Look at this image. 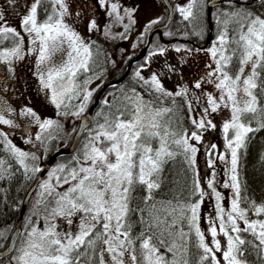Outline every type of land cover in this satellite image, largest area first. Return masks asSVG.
<instances>
[{
    "label": "snow or ice",
    "instance_id": "1",
    "mask_svg": "<svg viewBox=\"0 0 264 264\" xmlns=\"http://www.w3.org/2000/svg\"><path fill=\"white\" fill-rule=\"evenodd\" d=\"M16 2L0 0V5H16ZM49 2L52 12L47 13L45 9L47 17L40 21L39 11L44 0H30V6L20 18L18 27L12 26L5 11L0 9V44L12 41L14 45L0 49V62L7 64L8 71L13 72L12 61L24 58L22 53L27 38H32L33 45L39 41L38 47L31 51L38 52L39 67L36 75L42 88L50 90L51 103L57 109L62 106L65 97L71 98L72 94L79 96L78 111L73 115L80 116L96 90L83 89L75 82L81 71H89V61L93 55L91 46L66 21V17L72 15L66 0ZM96 3L105 10L108 17L113 18L114 23H123L125 17L131 24L136 23L133 18L135 8L121 9L119 3L113 0H96ZM218 3L221 6H216V12L212 14L216 19L218 33L211 47L204 50L210 54L213 63L207 65L205 76L192 85L194 89L201 90L200 96L205 99L207 106L203 109L202 118L192 119L191 123L198 130L215 128L216 125L207 117L222 107L230 108L231 116L223 124V131L225 134L230 129L233 131L226 144L231 154V176L230 182L225 183L224 187L234 189V196L226 212L220 203L221 193L214 187L213 179L208 180L207 187L217 201L219 223L213 221L206 231H202L199 226V209L208 193L201 187L200 181L196 180L192 194L198 199L180 206V219L187 220L190 231L195 232L196 247L200 251L198 264H222V261L223 264H247L244 256L249 248L245 245L250 246L264 260V218L249 219L248 215L252 212L257 217H264V202L258 204L250 201L247 207L240 206L241 184L238 173L239 150L246 147L249 134L264 129V0H218ZM209 6L208 0H188L185 6L177 5L176 10L184 21L192 22L199 21L204 9ZM194 9L197 10L195 13ZM75 15L79 17L80 13ZM158 23V19L150 21L146 31ZM123 26L125 30L129 28V24ZM85 28L89 32L96 30L98 21L88 18ZM163 35L171 36L173 33L165 32ZM120 36L127 39L124 33H120ZM183 50L193 51L187 48ZM167 51L166 47L153 46L144 58V63L139 64L134 72L136 84L145 86L142 91L138 92L136 87H132L130 94L124 95V107H117L114 111L106 97L102 104L110 111L105 113L101 110L96 114L102 117L103 123L97 121L95 127L85 129L88 137L82 149L68 164H58L48 171L46 179L37 181L40 190L35 202L37 211L27 218L24 233L21 234V246L13 249L16 254L8 258V264H93L94 260L97 264H181L176 259V250L181 248L182 254L188 253L189 233H185L182 228L179 230L182 245H177L175 241L166 244L164 239L154 243L156 236L153 229L165 224L167 218L160 220L156 217L153 220L149 214V219L145 220L146 210L132 206L137 188L143 189L145 204L154 199V190L161 187L164 165L177 155L170 150V145L179 147L190 164L196 163L198 149L190 141H200L201 135L198 131L190 134L185 131L177 138L178 134L171 130V120L164 119L173 109L162 106L166 99H171L175 104V98L191 95L189 87L179 85L178 90L169 91L160 73L153 72L148 78L142 74L153 57L162 56ZM175 51L181 52L182 46L176 47ZM58 53L66 54L67 59L61 57L57 65L55 58ZM234 62L235 71L232 70ZM166 68L172 74L177 71L172 64H166ZM206 84L213 85L218 94L204 91ZM100 86L98 84L96 88ZM145 92L149 99H145ZM112 95L109 93V96ZM199 99L197 97V101ZM186 103L190 111L195 110L191 101ZM13 111L6 101L0 104V125L19 127L12 119L6 118L5 114ZM19 114L32 117L41 131L60 126L53 119L42 120L30 107H25ZM249 115L256 120L257 127L251 126L252 120L247 119ZM0 137L20 166L16 171L22 170L26 179H34L36 173L44 171L37 163L31 166L27 163L29 160L35 162L41 159L35 152L30 153L17 147L4 131H0ZM35 140L43 143L39 133ZM25 143H32V140L28 139ZM210 147L215 149L216 146ZM217 158L221 161L226 159L224 155ZM69 164L74 166L70 167ZM5 165L6 161L0 159V181L15 177V172L10 171L11 165ZM213 165L214 161L209 160V167ZM6 192V189H0V193ZM4 199L6 201V195ZM50 203L54 206L49 209ZM41 205L43 208L38 207ZM152 207L155 208V205ZM172 212H176V209L173 208ZM137 213L140 215L138 223L145 227L134 236L131 217ZM33 216L43 219V228L38 226L39 219L33 222ZM58 218H62L69 226L73 225L74 219L78 220L76 230H58ZM240 222H243V227ZM176 223L173 219L167 228L176 227ZM219 234L226 237L225 243L217 238ZM245 234H250L253 239H246ZM0 237L6 239L3 232H0ZM162 247L164 252L161 251ZM166 253H172L173 259H167ZM182 264L189 262L183 259Z\"/></svg>",
    "mask_w": 264,
    "mask_h": 264
},
{
    "label": "trees",
    "instance_id": "2",
    "mask_svg": "<svg viewBox=\"0 0 264 264\" xmlns=\"http://www.w3.org/2000/svg\"><path fill=\"white\" fill-rule=\"evenodd\" d=\"M221 6V5H218ZM16 5H11L4 3L0 5V9L5 11V15L10 14L11 11L16 10ZM45 9L47 10V13L52 12V5L50 4L49 0H44V3L39 11V19L40 21H43L47 17V13L45 12ZM212 14L216 12V6L212 8ZM211 14V37L217 35V25L214 20V15ZM166 17V9H164L163 16L159 23L157 25L163 24ZM178 13L176 9H173V14L170 23L166 28L162 30V38L165 40L169 39H175L173 44H180L184 45L187 49H192V52L197 53L195 51L198 49V47H190L186 40H194L197 45H202L205 41L207 32H209L208 26H207V20H206V8L204 9V13L201 16V19L199 21H184L182 24H180L178 20ZM165 32H171L173 35L171 36H165L163 33ZM195 33H200V35H196ZM229 35L231 36V31L229 32ZM137 49L133 54L128 56L126 60L122 63L120 69L113 72L112 74H105L106 70V56L103 49H97L96 51L92 50V59L89 61V71L83 72L81 71L77 77H76V84H78L81 88L86 89L90 83L85 84L84 82L87 81H94L96 79H101L99 85H102L103 83L110 82L116 78H118L124 71L127 61L139 50L141 47H143L146 44L147 41V33L141 37ZM212 38V39H213ZM182 40V41H181ZM212 40L210 43L203 49H208L211 45ZM160 45L165 47L166 45L163 44L158 35L154 34L152 36V39L147 47V51L145 56L137 61L134 62L131 66L130 72L128 76L120 83L118 84H109L106 90L101 95L99 102L97 106L94 108L92 117H91V123L88 128L95 127V124L97 121L100 123H103L102 117H97L96 114L103 110V112L108 113L110 109L102 104L104 101V97L109 99L110 103L113 105L112 111L115 110V108H123L124 107V95L125 93H129V90L132 87H136L138 92L142 91V88L145 87L143 85H137L132 78L134 77V72L139 64L144 63V58L147 56L148 52L152 50L153 46ZM12 41H4L2 44H0V49L4 48H11L13 47ZM93 48V47H92ZM25 60V59H24ZM25 72L23 75L25 77H30L29 75V69L30 65L29 62L27 64L25 60ZM236 64L235 62L232 65V70L235 71ZM1 71V70H0ZM3 72V69L2 71ZM20 75V74H19ZM22 77V78H21ZM20 79H23V76H19ZM27 78V79H28ZM18 80V77H17ZM115 86V88L113 87ZM12 89L10 90V93L13 95V93L16 94V97L14 100L16 103H18L19 106L22 104H30L28 101H31V98L28 96L29 92L24 87L19 86V89L14 91ZM123 89V91H120V89ZM96 90L98 88H95ZM95 91L93 92L94 95ZM109 93H113L112 96H109ZM130 94V93H129ZM145 96V99H149L150 97L147 95V93H143ZM93 95L88 102V106L92 103ZM34 99H37L39 105H42V108L46 109V103L44 104V101L39 97H34ZM176 103L173 104L171 99H166L162 106L170 107L173 109V111L168 114L164 119L165 120H171V130L176 132L177 138H179V134L185 133L187 131L188 134H190L192 131H198L194 125L191 123V117L190 112L186 107V102L184 101V98H175ZM264 103V101H262ZM80 104V97L72 94L71 98H65L64 103L62 106L57 109L55 114L53 115V118L55 121L58 122L60 125L59 127L53 126V128L47 130V131H41L39 129L37 133H39L42 136L43 143L39 141V146H42V150L44 152V160L52 155L56 150L66 147L72 137V134L74 133L77 121H75V124L72 126L73 128L68 131L66 135H64V132H66L67 128V118L70 116H73V113L78 111V106ZM33 105V104H30ZM40 105V106H41ZM35 106V105H34ZM86 108V110H87ZM42 109V110H43ZM85 110V111H86ZM38 113V112H37ZM66 113V115H65ZM39 114V113H38ZM46 116V115H45ZM75 116V115H74ZM45 119V117H43ZM248 120H252V127H257L256 120H253L252 117L249 115L247 117ZM0 131H4L7 136L9 135L6 130H3L0 128ZM200 133V131H198ZM88 132L85 130L78 142L77 147L67 155H58L54 161V163L49 167L50 169L55 167V165L60 163L68 164L74 155H76L81 148L82 143L85 138L87 137ZM52 137V138H50ZM250 139L247 141L246 147L239 150V164H238V173L240 178V184H241V192H240V200H241V207H247L250 201H255L256 203H262L264 202V129L260 130L259 132H256L254 134H249ZM9 139V136H8ZM36 141H32V143H29L28 148L26 151L28 152H35L36 153ZM35 144V145H34ZM155 146V145H154ZM170 150L177 153V155L168 160L167 163L164 165V170L162 173V183L161 187L159 189L154 190L153 196L154 199L150 201L148 204L144 203V191L141 188H137V190L134 193V200H133V207L143 208L145 209L144 213V219H149V214H151V217L153 220H155L156 217H159L160 220H165L166 223L161 225L159 228H154L153 232L155 233L156 239H154V243H158L159 239H164L166 244H171L173 241L177 245H182L183 241L179 238V230L182 228L185 233H189V251L186 255L182 254V249L178 248L176 250V259L181 261L183 259H187L189 264H198L200 251L197 249V238L195 236L194 230L190 231L189 224L187 220H181L180 219V206L181 205H187L190 204L198 199L197 196H194L192 194L193 191V183L197 180V172H196V166L195 164L192 165L189 163V161L186 159L185 155L183 154L182 150L177 147L176 145H170ZM37 154V153H36ZM0 159L6 161V165H11L10 171L15 172V177L11 180H3L0 181V189H6L7 192L0 193V232L4 233V237H0V249L5 247L10 233L12 232L13 228L16 224V219L18 217V213L20 210V206L22 204V200L30 188L32 182L38 175V173L35 174L34 179H26L23 171H16L18 167V162L15 160V158L11 155L9 150L5 147L4 140L2 137H0ZM29 166H31L33 163H37L36 161L33 162L31 160L27 161ZM56 165V166H57ZM70 167L74 166L72 164H69ZM49 170V169H48ZM46 174L42 178L45 179ZM38 186L31 195L28 204L25 208L23 217H22V224H21V234L24 233L25 224L27 222V218L32 215V211H30V206L32 204L33 197L35 196L36 192L38 191ZM6 195V201L4 199ZM155 205V208L152 207V205ZM175 208L176 212H172V209ZM31 212V213H30ZM171 213V215H169ZM249 219H261L264 217H257L254 213L249 212ZM35 217L33 216V222L35 223ZM140 219L139 213L134 214L131 217V223L133 224V235H138L144 225L138 223ZM176 220V227L168 229L167 224H170L172 220ZM163 232V235L161 233ZM171 233V234H169ZM21 234L17 240L15 248H19L21 245ZM245 238L248 240H252L253 237L250 234H245ZM159 246V245H158ZM139 245L137 244V248ZM245 247L249 248V251L245 253L244 259H246L247 264H264V260H262L257 253L250 248V246L245 245ZM14 248V249H15ZM161 251L164 252L165 249L162 247ZM15 251H13L9 256L6 258L0 260V264H7L8 258L11 255H15ZM167 259L171 260L173 259L172 253H166ZM93 264H97V262L94 260Z\"/></svg>",
    "mask_w": 264,
    "mask_h": 264
},
{
    "label": "rangeland",
    "instance_id": "3",
    "mask_svg": "<svg viewBox=\"0 0 264 264\" xmlns=\"http://www.w3.org/2000/svg\"><path fill=\"white\" fill-rule=\"evenodd\" d=\"M169 1L171 2L173 9H176L177 5L185 6L188 3V0ZM66 2L68 3L69 10L72 13L71 16L66 17V21L70 25H72L75 30L85 39V42L90 44L91 50L96 51L98 48L104 50L106 56V70L104 75H110L120 69L122 63L126 60V58L133 54V52H135V50L137 49V45L140 39H142L141 37L149 31H146V28L149 25L150 21L154 19H158L160 21L165 9L161 0H113V2L119 3L121 9H136L133 15V18L136 21L135 24H131L127 17H125L123 23H114L113 18H110L106 15L105 10L97 5L96 0H66ZM16 6V10H13L10 12V14L6 15L9 23L14 27L19 26V20L24 14H26V9L30 6V0H17ZM196 11L197 10L194 9V13ZM75 13H80L79 17H77ZM177 13L179 18L178 20L180 24H182L184 20L178 11ZM120 14L123 15V11H121ZM90 17L98 21V28L91 32L86 31L85 28L86 20ZM214 20L216 23L215 16ZM123 24H129V28L125 30ZM154 26L157 25H153L152 27ZM216 31L218 33V26ZM120 33H124L127 36V39L121 38ZM208 33L209 32H207V34ZM216 36H214V38L213 36L211 37L212 42L216 39ZM38 45L39 41H37L36 45H33L32 38H27L26 46L24 52L22 53L24 58L21 60L13 59L12 61V67L14 69L13 72L8 71L7 64L0 62V70L2 71L3 69V72L0 71V89H6V91H0V104L6 101L7 105H10L14 109L13 112L6 113L5 115L6 118L12 119L15 124L19 125V127L0 125V128L6 130L12 143L24 151H26L29 145V143H25V141L28 139L36 141L35 136L40 128L35 124L32 117L22 116L19 113L25 107H30L33 109V111L39 113H37V115H39L42 120L43 117H45V119L54 120L53 115L57 111L55 105L51 103L50 90H45L42 88L38 76L36 75L39 67L38 52L31 51V49H33L34 47H38ZM133 45H136V47L133 48ZM180 46H182V51L176 52L175 48ZM65 47H67V44H65ZM165 47L168 49V51L162 56L157 55L153 57L149 67L146 68L142 72V74L145 76V78H148L153 72L160 73L162 82L164 83L165 88L169 91L174 92L178 90L179 85L188 86L191 95L184 98V101H191V106L193 109H195L194 111H190L186 103V107L190 112L191 120L202 118L203 109L207 106L206 101L203 97L200 96L201 90L194 89L192 85L197 79L205 76L208 70L207 65L213 63L210 54H208L204 50L198 51L197 53L192 51H184L183 48L186 47L180 44H171L166 45ZM61 57H63V59L65 60L67 59L66 54L58 53L55 58V63L57 65L60 63ZM24 59L26 60L27 64L29 62L30 65L29 78L23 75V73L25 72ZM166 64L174 65L177 69L176 73H169L167 71ZM19 74L23 76V79L19 78ZM100 80L101 79L99 78L90 82L86 89H95L96 86L100 83ZM132 80L135 82V77H133ZM19 86L24 87L28 90V96L31 98V101L29 100L28 103L33 105L22 104L21 106H19L18 103H16V101L14 100L16 94L13 93L12 95L10 93V90L15 87V91L19 89ZM204 91L218 94L217 90L214 89V86L210 84H206L204 86ZM34 97H39L44 101V104L46 103L47 107L45 110L42 108L41 104V106L39 105L40 102H38L37 99H34ZM197 97H200L199 101H197ZM230 116V108L222 107L221 110H218L215 113H211V115H209L207 119L212 120V123L216 125V127H209L206 131L197 129L198 131H200V133H198L201 135V140L190 141V143H194L198 149L196 153L195 163L197 180L200 181L201 187L205 190V192L208 193V195L203 198L199 209V215L201 217V219L199 220V226L201 227L202 231H206L208 225L213 221H215L217 224L219 223L216 212L217 201L211 189L207 187L208 180L213 179L214 187L221 193L222 200L220 201V203L222 207L225 208L226 212L230 209L231 200L234 196V189H232L231 187H224L225 183L230 182L231 176V154L230 149L226 147V144L227 139L232 137L233 131L230 129L229 132L225 134L223 131V124L230 119ZM78 118L79 116L74 115L67 118V128H65L66 132H64V135H66L68 131H70L74 127L73 125ZM87 137L85 138L86 140ZM86 140H84V142L82 143L80 150L82 149ZM36 142V155L41 157V159L36 162L40 167H42L44 162V152L42 150V146H39V141ZM211 145H215V149H212L210 147ZM220 155H224L226 159L223 161L219 160L217 157ZM209 160L214 161V165L212 167H209ZM51 169L49 168L48 171H50ZM48 171L46 172L45 179L47 178ZM213 173H215L214 178ZM60 190L62 191V189ZM38 191L40 190L38 189ZM38 191L33 197L32 204L30 206V211L33 210L32 213L37 211L35 202L37 199ZM53 206L54 204L50 203L48 205V208L50 209ZM38 207L43 208V205ZM37 219H39L40 221L38 226L43 228V219H40L36 216L35 222L37 221ZM56 223L58 224V230L60 231L68 229L75 231L79 221L74 219L73 225L69 226L62 218H58L56 220ZM240 224L243 227V222H240ZM217 238L221 239L222 243L226 242V237H223V234H219ZM209 239H211L210 236Z\"/></svg>",
    "mask_w": 264,
    "mask_h": 264
},
{
    "label": "water",
    "instance_id": "4",
    "mask_svg": "<svg viewBox=\"0 0 264 264\" xmlns=\"http://www.w3.org/2000/svg\"><path fill=\"white\" fill-rule=\"evenodd\" d=\"M161 2L166 9V18H165L164 23L157 25V26H154L148 31L146 44L143 47H141L137 51V53L134 54L127 61L125 69H124V71L120 77L110 81L109 83L103 84L100 88H98L96 90V92L93 95L92 103L88 106L87 110L79 116L76 129H75L74 133L72 134V137H71L69 144L66 147H63V148L56 150L52 155L48 156L44 160L43 165L41 167L44 169V171L38 173V175L36 176V178L32 182L30 188L28 189V191L26 192V194L22 200V204L20 206L18 217L16 219L15 227L13 228L12 232L10 233V236H9V239H8L6 246L0 249V260L9 256L13 252V249L16 246L17 240L21 234L22 217H23L25 208L28 204V201H29L31 195L33 194V192L35 191V189L38 186L37 181L42 180V178L44 177V175L48 171L49 167L54 163V161L58 155L70 154L77 147L78 142H79L83 132L85 131L86 128H88L90 126L93 110L97 106L101 95L106 90L108 85L109 84H118V83L122 82L128 76L132 64L134 62L141 60L145 56L146 51H147V47H148V45L152 39V36L154 34L158 35L160 41L163 44H165V45L173 44L175 39L165 40L162 38V30L168 26V24L170 23L171 18H172V14H173L172 4L169 0H161ZM208 2H209L210 6L206 8V20H207V26L209 29V33L206 35L204 43L199 46L200 48H205L211 41V31H210V29H211V11H212L213 7L219 5L218 0H208ZM186 42L190 47H193V48L198 47L197 43L194 40H186Z\"/></svg>",
    "mask_w": 264,
    "mask_h": 264
},
{
    "label": "flooded vegetation",
    "instance_id": "5",
    "mask_svg": "<svg viewBox=\"0 0 264 264\" xmlns=\"http://www.w3.org/2000/svg\"><path fill=\"white\" fill-rule=\"evenodd\" d=\"M182 41V40H181ZM200 46V45H199ZM199 46H198V49H201V50H205V49H203V48H199Z\"/></svg>",
    "mask_w": 264,
    "mask_h": 264
}]
</instances>
